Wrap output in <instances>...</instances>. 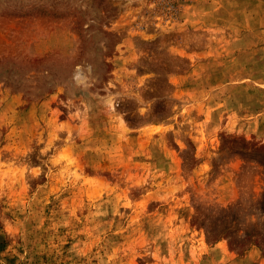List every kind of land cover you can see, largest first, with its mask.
Here are the masks:
<instances>
[{"label": "rangeland", "instance_id": "obj_1", "mask_svg": "<svg viewBox=\"0 0 264 264\" xmlns=\"http://www.w3.org/2000/svg\"><path fill=\"white\" fill-rule=\"evenodd\" d=\"M263 113L264 0H0V264H264Z\"/></svg>", "mask_w": 264, "mask_h": 264}, {"label": "crops", "instance_id": "obj_2", "mask_svg": "<svg viewBox=\"0 0 264 264\" xmlns=\"http://www.w3.org/2000/svg\"><path fill=\"white\" fill-rule=\"evenodd\" d=\"M264 113H263V115H262V120L260 121V124H262L263 125V127H264ZM215 246H216V244H214V245H212V246H210L209 247V250H213L214 248H215ZM217 254H221V255H223V251H219V253L218 252H216Z\"/></svg>", "mask_w": 264, "mask_h": 264}]
</instances>
